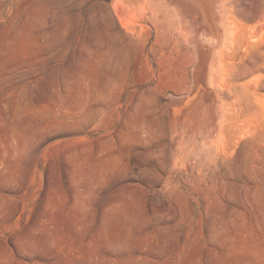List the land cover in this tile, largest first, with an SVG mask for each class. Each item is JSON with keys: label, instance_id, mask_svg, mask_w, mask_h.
<instances>
[{"label": "rangeland", "instance_id": "1", "mask_svg": "<svg viewBox=\"0 0 264 264\" xmlns=\"http://www.w3.org/2000/svg\"><path fill=\"white\" fill-rule=\"evenodd\" d=\"M221 2L216 164L184 166L205 21L0 0V264H264V0Z\"/></svg>", "mask_w": 264, "mask_h": 264}, {"label": "bare ground", "instance_id": "2", "mask_svg": "<svg viewBox=\"0 0 264 264\" xmlns=\"http://www.w3.org/2000/svg\"><path fill=\"white\" fill-rule=\"evenodd\" d=\"M161 1H163L164 4H166V5L173 4L174 6H176V9H178L177 12H178V15H179V20L181 22H183L182 19H184V18L188 19L190 17L193 18L191 20L195 21L194 23H200L201 21H205L206 27H207V31L210 34V38H211L210 44L208 43V48L206 47L207 49H204V47H202V45L199 46L201 43L200 42H199L200 44L198 43V40H197V38L195 36L198 33L197 29H196L197 33L194 35L195 37L192 36L193 38H191L192 40L194 39L193 42H194V44H195V46L197 48V53L198 54H202L204 59L202 60L203 62L200 64L201 67H202L201 73L200 74H195V78L200 79V81L202 82L201 86L198 88V89H200V92H201L199 94V97L197 96L198 99H199V102L196 103V104H198V106L201 104L200 110H198V108H197V112H196L195 115H193V113H190L188 115L186 113H185L186 115H184L182 113L183 116H182L181 120L183 122V128L185 130H187L188 138H187V136L184 137V139L185 138H187V139H185V142L182 143L184 141V139H181L183 137V134H181L182 137L178 140L180 142L177 143V146H176V149H175L176 150L175 154H172V160L174 161V163L180 160L182 163H184V166H185V164L188 165L187 162L190 161L189 160L190 158L193 159L194 161L197 159L200 162V160L203 159L202 156L205 155V158L210 160L211 157H213V154H211V152H210L211 146L213 144H215L216 140H218V138H219V130H220L221 122L218 119V116H219L221 110H220V107H219L218 104L220 102L216 98L207 99L202 93L203 92H208V93H211V94H215L216 90H214V87H215L214 81H215L216 78H219V76H221V75H219V72H220V69H221L220 62H219V56H217L218 54L215 55L214 53H215V51L217 49L219 50L221 45H223L222 44L223 40H225V25H224V22H223V14H224L225 7H224L223 3L221 2V0H205L207 2V4L209 5L208 6L209 10H207V12H206L201 7L200 2L198 0H161ZM112 2L114 4V8H115L116 12H118L119 15H122L124 10L126 11L127 9H129L128 11H130V9L134 10V9H137V8H141L144 5V4L142 5V3L145 2V0H112ZM147 2H149V1H147ZM146 3H145V5H146ZM151 3H152V1H151ZM192 3H196L197 6L194 7V8L193 7L191 8ZM255 3H256V1H255ZM143 7H142V9H144ZM174 10H175V8H174ZM196 10H197L198 14L196 13ZM130 12H133V11H130ZM172 12L173 11H170V13H172ZM259 15H260L259 11L257 9H254L249 14L248 18L252 20V19H255L256 17H259ZM124 16H125V14H124ZM194 23H192V24H194ZM190 26H192V25H189V27ZM202 27H200V28L203 30L205 26L203 28ZM204 39H205V37H204ZM203 44H204V42H203ZM222 47L220 49H222ZM218 52L216 51V53H218ZM213 96H216V95H213ZM190 100H191V98H190ZM183 107H184V105H183ZM209 108H211L212 110H209ZM213 108L218 109V113H215L213 111ZM204 114L207 115V119H209V122L202 125L201 122H202L203 118L206 117ZM174 119H175V117H173L172 120H174ZM197 121H199L198 128L196 130H194V128L197 126L195 124ZM173 123H175V121H173ZM172 128H174V126ZM172 131H174V130L172 129ZM182 131H184V130L182 129ZM175 133H176V131H175ZM197 133L200 134V140L196 139L194 137ZM181 140H183V141H181ZM212 149H214V147ZM213 159H216V158H213ZM203 160H205V159H203ZM212 160H210L209 163H212V162L214 163L215 162V160L214 161H212ZM201 163H199L200 164L199 166H202ZM215 164L216 163H214V165ZM196 165H198V164H196ZM229 165L230 164H228V167H229ZM201 170H202V168H201ZM201 170L198 169V172L200 173V175L203 174L202 173L203 170L202 171ZM217 172H215V173H217ZM205 173H207V172H205ZM205 173H204V176H205ZM209 174H210V172H209ZM212 174H214V173H212ZM214 175H216V174H214ZM210 176H212V175L210 174ZM217 176H219V175H217ZM206 177H209V176H206ZM190 179H192V178H190ZM208 179L210 180V178H208ZM213 181H214V178H213Z\"/></svg>", "mask_w": 264, "mask_h": 264}]
</instances>
